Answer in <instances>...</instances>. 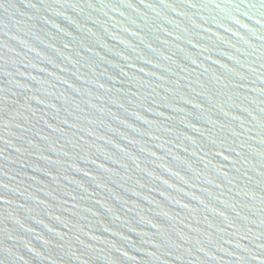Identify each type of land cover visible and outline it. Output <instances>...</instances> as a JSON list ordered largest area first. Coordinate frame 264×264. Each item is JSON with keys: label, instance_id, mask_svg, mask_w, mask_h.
<instances>
[{"label": "water", "instance_id": "1", "mask_svg": "<svg viewBox=\"0 0 264 264\" xmlns=\"http://www.w3.org/2000/svg\"><path fill=\"white\" fill-rule=\"evenodd\" d=\"M0 264H264V0H0Z\"/></svg>", "mask_w": 264, "mask_h": 264}]
</instances>
